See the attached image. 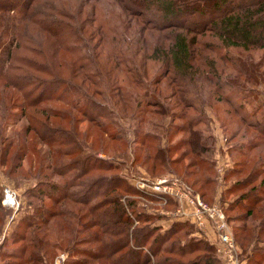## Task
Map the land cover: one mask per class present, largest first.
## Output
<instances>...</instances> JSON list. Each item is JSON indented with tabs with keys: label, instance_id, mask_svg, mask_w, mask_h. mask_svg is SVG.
<instances>
[{
	"label": "rangeland",
	"instance_id": "374dc122",
	"mask_svg": "<svg viewBox=\"0 0 264 264\" xmlns=\"http://www.w3.org/2000/svg\"><path fill=\"white\" fill-rule=\"evenodd\" d=\"M42 1H46L54 7L51 8L50 6L49 8ZM172 1L173 6L176 8L182 6L179 3L187 2L188 0ZM237 1L229 0L228 2L235 3ZM251 1L249 0V2ZM193 4V6H199L196 1ZM31 7L36 8L40 12H46L54 20L56 18H64L60 24L57 21H53L48 26L59 27L60 31V28H64L62 27L63 22L69 23V31H74L78 34V40H70V42L78 45L81 50L80 53L84 57L87 56V60L91 62L87 64V73H90V71L94 72L97 82L102 83L100 87H97L87 79L82 86L96 96L97 102L103 103V101H106L116 105L115 120L116 122L118 121L121 135L125 138L113 139L86 119L74 122L75 116H79L74 114V111L70 113L68 120L62 121V126L67 125L66 127L74 128L79 140L85 147L92 149L100 157L106 159L108 157L110 161L119 167L118 170L109 172L108 175L119 173L121 178L133 184L138 188L137 190L146 193L150 189L151 184L167 177L177 181L189 192L197 194L207 206H218L222 210L220 213L222 212L224 217L222 219L219 214H216L215 217H220L231 230L233 241L239 251L238 258L241 261L243 258L246 259L248 254H245L244 250L249 248V242L245 236L249 235V228L252 229L251 226L255 228V231L259 227L264 217V203H259L251 216L247 215L243 204L239 205V202L236 204L235 202L240 199V193L244 194L249 190V184L239 189V185H232V183L249 177L251 173L257 170V174L260 175L253 183L254 185L259 184L260 179L264 178V149L253 150L252 156L249 157L247 139L249 134L254 132L241 121L240 115L238 116L229 103L225 101L223 91L217 90L209 73H211V67H213L220 79H229L243 85H249V89L252 92L254 91V93L253 98L249 97V105L246 107L248 112L254 113L260 118L264 114V48L251 47L249 50L223 48L221 50L222 52L227 51L232 55L234 53L238 55L241 69L249 68V76L244 77V71L240 68H234L236 67L235 65L222 59L218 49L215 47L213 49L209 48L210 45L207 42L216 41L217 39L212 33H206L194 45V48L198 51L192 59L191 67L185 72L186 75L183 73V77H180L182 81L180 85L175 78L178 72L175 74L173 72L172 77L170 76L171 74H166L161 80L158 79L156 81L158 76L164 74L167 70L168 48L174 43L176 35L178 33H188V38L193 36V32L190 33L189 30L182 26L183 22H185L183 20L184 16L179 15L178 18L174 16L170 17V19L163 18L161 8L157 6V1L155 0H33ZM56 10H60L64 14L59 17L55 13L50 14ZM203 11V13H198L197 25H201L203 20L212 18V16L220 18L223 13L221 8L217 11L209 8ZM36 21L41 26L30 24L28 32L25 26L23 31L25 34L21 35L19 40L17 38L13 43L12 53L17 55L15 57L33 58L42 66L46 65L49 67L53 72L71 78L75 77L76 82L79 84L84 83V72L76 61V54L79 55V53L75 51V54L61 49L56 37L45 32L44 28L42 29V26L45 27L44 21L37 18ZM164 22H169V25L165 27ZM25 23H28V21ZM105 26L111 27V31H105L107 30L103 28ZM15 32L16 29L11 32L13 37L21 34V31ZM105 32L109 35L106 36ZM201 39L205 40V46L200 42ZM218 48L220 49V47ZM122 60L125 63H122ZM126 65L129 69L131 65L132 67L135 66L138 79L143 85L139 86L138 84L136 86L133 84V73L126 71ZM24 68H26V72H33L32 74L39 75V78H42L43 81L49 77V75L42 72L31 70L32 68ZM76 75L80 76L76 79ZM145 84H147L146 87H149L148 92L143 89ZM110 88H114L115 91L109 92ZM129 92H132L133 95L127 94ZM154 92L156 97L163 103V106L160 109L150 107L151 112L141 113V107L144 104L140 107L139 103L142 102L143 96L145 94L152 95ZM179 97H183L185 101H179L177 105H173ZM19 98L20 95L17 90L0 80V191L6 187L17 190L23 206L22 210L26 211L22 212L19 210V212L18 209L13 208L14 211L4 209L0 212V243L3 241L4 235L8 233V230L11 232L8 235L10 237L14 236L15 230H17L15 229L16 223L14 224V221L17 215L19 219L29 211H33V208L28 205L27 199L32 198L28 197V194L30 191V193L33 192L37 181L41 179L51 180L53 178V174L50 173L53 170L49 166L48 160H45L43 168L39 169L41 167L39 157L41 159L42 155L40 152L24 154L25 156H23L21 161L12 158L17 151L18 144H21L22 140L25 141L31 138L25 135V127L28 126L30 119L33 117L41 120L45 119V115L42 114L44 112L43 109L26 108ZM185 102L196 107V110L192 107L189 108L187 110L188 114L199 115L201 113L203 117L201 118L202 122L198 124L190 123L189 128L184 127L189 130H196L200 135L201 139L198 138V144H200L199 148H201L202 152H199L198 161H206L202 169L192 164L193 154L189 153L187 155L183 153L187 147L175 150L171 146V150L167 149L168 145H172L179 138L185 136L189 138L191 136L190 133L179 132L180 128L176 127L184 122L181 118L175 120L172 118L173 113L176 114L175 112H181L180 110L186 109L183 104ZM44 105H53L55 108L59 106L58 103H46ZM240 113L243 114V111L241 110ZM146 133L151 138L147 137ZM169 136L174 137L169 138ZM12 141H14V145L10 147L9 144ZM34 147L37 149L41 147L38 140H34ZM240 148L242 150H239ZM42 149L43 151L46 150L45 147ZM88 149L87 152H89ZM258 154L262 156V161L260 162L258 159L256 160ZM208 165H211V167H208ZM233 167L236 170L228 172ZM191 185L195 188H193L195 191L191 188ZM123 193L126 194L128 199L139 201L138 209L144 206V210L146 209L153 213L169 215L180 206L178 203L176 207L171 205L169 198L166 199L164 196L153 201L141 195ZM32 199L35 200L34 198ZM232 201L233 209H229L230 205L228 206V203ZM183 204L185 208L194 210L193 203L184 200ZM72 207L74 210L82 208L73 204ZM128 208L132 211L130 206ZM205 214L207 215L205 223L211 224L213 219L209 214ZM2 216L3 218L1 219ZM177 219L185 220L181 216H178ZM56 221H52L48 227L52 236L56 235L57 232L58 234L61 233V230H57L54 226ZM187 221L193 222L190 219H187ZM71 222L75 225L73 221ZM156 223L166 227L169 221ZM115 224L117 225V223ZM136 225H138L137 222H134L131 227ZM117 226L124 228L122 224ZM237 230L240 232L239 237L235 234ZM191 231L192 233L189 235L180 233L183 235L178 236L182 240H186L191 236L193 241L195 237L202 238L205 235L208 238L209 235L214 240L219 234L218 230L208 227L207 224L205 229H202L195 223L189 232ZM86 234V232L80 233V238H83ZM259 239L262 241L260 244L264 245V232ZM7 241L5 248H8V251L13 250L20 244L19 241H16V243L13 240ZM78 241L77 247L88 246L83 241ZM78 241L75 240L72 244H67L64 247L58 245L57 249H52L53 256L47 260V263L56 264L57 257L60 258L64 253L68 254V258L69 256L73 258V253L70 250ZM4 250L2 247L0 264L8 262V259L2 255ZM145 252L147 253L148 249H145ZM197 254L196 252L184 258L174 254L173 258L187 262L197 257ZM165 255L167 253L164 252L158 257H164ZM158 257H152L151 264H154ZM68 258L64 264H66ZM246 264H249L248 261Z\"/></svg>",
	"mask_w": 264,
	"mask_h": 264
},
{
	"label": "trees",
	"instance_id": "16d2710c",
	"mask_svg": "<svg viewBox=\"0 0 264 264\" xmlns=\"http://www.w3.org/2000/svg\"><path fill=\"white\" fill-rule=\"evenodd\" d=\"M32 1L0 0V80L17 90L20 95L19 99L26 108L43 109L45 112H42L45 119L41 120L35 117L30 119L28 126L25 127V135L31 138L25 141L22 140V143L18 144L17 151L12 158L21 161L27 153L40 152L42 155L41 159L39 157L41 162L39 169L41 170L44 161L48 160L49 166L53 170L50 172L53 174V178L37 181L33 192L30 193V191L28 194V197L35 200L32 198L27 199L28 205L33 208V211H27L28 213L19 219L17 215V220L14 218L15 229L17 230H15L13 237L8 235L11 233L9 230L4 235L3 241L0 243V251L3 247L5 250L2 255L8 259V262L4 264H49L47 260L53 256L52 249H57L58 245L63 247L67 244L70 245L75 240L83 241L88 246L79 248L77 247L79 241L76 242L70 250L73 253V258L69 256L66 264H151L152 257H158L164 252L167 255L158 257L154 264H224L218 256L216 247L209 235L208 238L205 235L202 238L195 237L193 241L191 236L186 240L180 239L178 235H183L180 233L185 235L192 233V231H189L194 227V222L187 221V219H177L178 216L171 214L149 212L143 209L144 206L138 209L139 201L128 199L123 192L141 195L153 201L160 199L161 196L137 190L138 188L133 184L121 178L119 173L108 175L109 172L118 170L119 167L110 161L108 157L107 159L100 157L95 151L85 147L79 140L74 128L66 127L67 125L62 126V121L68 120L70 113L74 111V114L79 115L78 117L75 116L74 122L86 119L113 139L125 138L121 135L118 121L115 120L116 105L106 101H103V103L97 102L96 96L82 86L87 79L97 87H100L102 83L97 82L94 72L89 70L90 73H87V64L91 62L87 60V56L84 57L80 53L81 50L78 45L70 42V40H78V34L69 31V23L63 22L62 27L64 28H60V31L59 27L48 26L53 21L60 24L64 18L52 19L46 12H40L31 7ZM155 1H157V6L161 8L163 18L170 19L174 16H177V18L179 15L184 16L183 20L185 22L182 26L190 33L193 32V36L190 38H188V33H178L176 35L174 43L168 48L167 70L164 74L158 76L156 81L161 80L166 74H171L172 77L173 74L178 72L175 78L180 85L182 82L180 77H183V73L191 67L192 59L198 51H196L194 45L206 33H212L217 39L216 41L207 42L210 45L209 48L213 49L215 47L218 49L220 57L227 63L235 65L234 68H242L238 55L235 53L232 55L227 51L222 52L223 48L232 50L233 48H242L243 50H249L251 47L264 48V0H252L251 2L249 0H238L235 3H230L229 0H188L179 3L182 6L176 8L173 6L172 0ZM194 1L199 6H193ZM42 2L50 8L49 3ZM207 8L214 11L221 8L223 13L220 18L212 16V18L203 20L201 25H197L198 13H203V10ZM54 13L57 17L64 14L60 10L50 14ZM36 18L44 21L45 27L42 26V29L44 28L45 32L56 37L61 49L71 53H75V51L79 53V55L75 53L76 61L84 72V83L79 84L76 82L75 77L71 78L53 72L49 67L42 66L33 58L15 57L17 55L12 53L13 43L25 34L23 32L25 26L28 32L30 24L40 25ZM26 21L28 23L24 24ZM164 25L167 27L169 22H164ZM103 28H106L105 31L107 32L111 31V27L105 26ZM14 29H16L15 33L21 31V34L13 37L11 32ZM105 34L106 36L109 35L106 32ZM200 42L205 46L204 39H201ZM121 58L125 59L124 57ZM121 62L125 63L123 60ZM132 65L130 69L126 65V71L133 73V84L141 86L143 83L139 81L135 66L132 67ZM24 67L42 72L49 75V77L43 81L42 78H39V75L26 72ZM212 68L209 75L215 87L220 92L223 91L225 101L229 103L238 116L240 115L241 121L254 132L249 134L247 139L250 157L253 150L264 149V114L259 118L256 114L248 112L246 106L249 105V97L253 98L254 93L249 89V85H243L229 79H220L215 69ZM241 70L244 71V77L249 76V68ZM78 76L80 75H76V79ZM144 86V91L148 92L149 87H146L147 84ZM110 91L114 92L115 89L110 88ZM127 94L133 95L132 92ZM155 94L154 92L152 95L145 94L143 96L142 102L139 103L140 107L144 104L141 107V113L151 112L150 107L160 109L163 106V103ZM179 101L184 102L185 99L179 97L173 105H177ZM46 103H58L59 106L55 108L53 105H44ZM183 104L186 109L175 112L176 114L173 113L172 118L174 120L181 118L184 122L182 121L183 123L176 127L180 128L179 132L190 133L191 136L189 138L187 136L179 138L172 145H168L167 149L171 150V146L175 150L187 147L183 153L193 154L192 164L202 169L206 161H198L199 152H202L199 148L200 144H198L200 135L196 130H189L184 127L189 128L190 123L198 124L202 122L201 118L203 117L201 113L199 115L188 114L187 110L189 108L192 107L196 110L195 105H188L186 102ZM241 110L243 114L240 113ZM145 135L151 138L148 133ZM34 140L40 142L41 147L39 149L34 147ZM13 145L14 141L10 142L9 146L13 147ZM43 147H45V151H43ZM87 149L89 152H87ZM239 150H242V148ZM257 159L259 162L262 161V156L258 154ZM12 164L14 163L12 162ZM209 166L211 167V165ZM235 170L236 168L233 167L228 172ZM259 175L255 170L249 177L232 183V185H239V189L249 184V190L244 194L240 193V199L235 202V204L238 202L239 205L243 204L245 213L249 216L253 214L259 203H264V178L260 179L257 185L253 183ZM191 188L194 187L191 185ZM3 197L4 189L0 191V212L4 209L13 210L12 207H5L2 204ZM166 199L170 201L171 205L177 206L178 202L173 198L167 197ZM72 204L79 205L82 208L74 210ZM128 206L131 207L132 211ZM228 206L229 209H233V201L228 203ZM22 208L20 202L18 211L26 212ZM54 220H57L54 226L57 230H61V233L58 234L57 232L56 235L52 236L48 227ZM162 221H169V224L165 227L156 223ZM134 222H137L138 225L131 227ZM115 223L117 225L122 224L124 228L118 227ZM251 227L252 229L249 228V235L245 236L249 242V248L244 251L248 256L246 259L243 258L242 262L243 264H246L247 261L249 264H264V245L260 244L262 241L259 239L264 232V217L256 231L253 226ZM81 231L87 233L83 238H80ZM239 233L238 230L235 231L238 237ZM7 240H13L14 243L19 241L20 244L13 250L8 251V248H5ZM145 249H148L147 253ZM196 252L198 256L187 262L173 258L174 254L184 258ZM0 257L2 258V256Z\"/></svg>",
	"mask_w": 264,
	"mask_h": 264
},
{
	"label": "built area",
	"instance_id": "2783aa9c",
	"mask_svg": "<svg viewBox=\"0 0 264 264\" xmlns=\"http://www.w3.org/2000/svg\"><path fill=\"white\" fill-rule=\"evenodd\" d=\"M146 193L155 194L158 196H164L165 198L170 197L178 202L180 205L177 210L173 213L174 215L181 216L184 219H190L194 223L198 224L200 228L205 229L206 224L208 227H213V229L218 230L219 234L211 241L214 243L217 254L224 264H243V262L238 258V248L236 247L232 232L229 230L228 226L221 220L223 219L222 211L218 206L214 205L213 207L207 206L204 202L201 201L197 194L189 192L184 186H181L177 181L171 180L169 178H161L158 181H155L151 184L150 189ZM187 200L188 202L193 203L194 210H189L185 208L183 201ZM3 204L7 207L16 208L20 206V199L18 191L6 187L4 189ZM209 214L213 219L210 223H205V218ZM216 214H219L221 217H215ZM68 254L64 253L56 259V264H64L65 260L68 258Z\"/></svg>",
	"mask_w": 264,
	"mask_h": 264
}]
</instances>
